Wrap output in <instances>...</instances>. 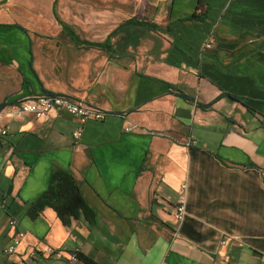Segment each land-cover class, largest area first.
Returning <instances> with one entry per match:
<instances>
[{
	"label": "crops",
	"instance_id": "0c3cea01",
	"mask_svg": "<svg viewBox=\"0 0 264 264\" xmlns=\"http://www.w3.org/2000/svg\"><path fill=\"white\" fill-rule=\"evenodd\" d=\"M49 93L109 116L77 142L67 112L8 118ZM5 127L0 264H68L31 259L45 247L95 264H264V0H0ZM54 171L94 222L28 215ZM12 219L26 235L10 257ZM227 235L248 246H220Z\"/></svg>",
	"mask_w": 264,
	"mask_h": 264
},
{
	"label": "built area",
	"instance_id": "2783aa9c",
	"mask_svg": "<svg viewBox=\"0 0 264 264\" xmlns=\"http://www.w3.org/2000/svg\"><path fill=\"white\" fill-rule=\"evenodd\" d=\"M55 109L71 114L78 121L79 127L72 133V137L75 142L81 139L83 127L88 121H105L109 116L108 113L87 105L83 100H75L67 96L49 93L40 96L33 102H22L15 110L8 114V118L13 120L20 119L25 115H33L34 119L41 121L46 119L49 113ZM7 134L8 127L0 130V147L3 138L7 136ZM180 190L182 193V198L176 207L173 217L179 225H182L186 217V177L182 178ZM3 208L4 205H0V209ZM9 225L15 230V232L9 245L5 249V253L6 255L13 257L17 254L18 247L20 246L22 239L25 237L26 231L18 228V221L16 219L10 220ZM228 243L236 244L239 247L248 246V244L237 235H227L223 237L220 242V246H226ZM39 256H44L47 258L54 257L55 259L64 260L68 264H86L85 259L80 257L78 254L69 253L62 250H54L50 247H45L42 250H35L30 254L31 259H36ZM256 260L264 262V256L258 254L256 255Z\"/></svg>",
	"mask_w": 264,
	"mask_h": 264
},
{
	"label": "trees",
	"instance_id": "16d2710c",
	"mask_svg": "<svg viewBox=\"0 0 264 264\" xmlns=\"http://www.w3.org/2000/svg\"><path fill=\"white\" fill-rule=\"evenodd\" d=\"M47 206H52L58 216L63 213L75 214L82 210L89 221L94 222V213L84 203L75 181L70 175L61 171L52 173L48 190L31 204L28 215L35 219ZM85 261L86 264H95L87 259Z\"/></svg>",
	"mask_w": 264,
	"mask_h": 264
}]
</instances>
